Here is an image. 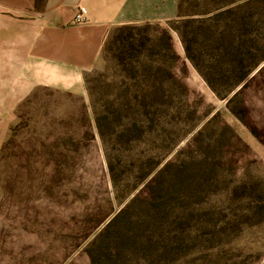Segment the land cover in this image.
<instances>
[{"label": "rangeland", "instance_id": "rangeland-1", "mask_svg": "<svg viewBox=\"0 0 264 264\" xmlns=\"http://www.w3.org/2000/svg\"><path fill=\"white\" fill-rule=\"evenodd\" d=\"M47 6L0 0V264H264V0H174L77 76L6 55Z\"/></svg>", "mask_w": 264, "mask_h": 264}, {"label": "crops", "instance_id": "crops-1", "mask_svg": "<svg viewBox=\"0 0 264 264\" xmlns=\"http://www.w3.org/2000/svg\"><path fill=\"white\" fill-rule=\"evenodd\" d=\"M77 6L87 10L86 25L63 27ZM47 11L49 33L44 30V41L38 43L36 53L26 43L20 52L9 49L6 55L26 64L35 57L38 71L47 66L51 76H77L97 65L102 39L111 26L168 20L174 14V0H48ZM50 34L59 35V40H51Z\"/></svg>", "mask_w": 264, "mask_h": 264}, {"label": "trees", "instance_id": "trees-1", "mask_svg": "<svg viewBox=\"0 0 264 264\" xmlns=\"http://www.w3.org/2000/svg\"><path fill=\"white\" fill-rule=\"evenodd\" d=\"M181 1V0H180ZM229 4H231L230 2L229 3H220V4H217V6L211 8V9H205V10H195L193 12V14H197L199 15L200 18H203L205 20L206 18H209L210 14L213 13V16H218L221 14V12L223 11H227L228 9H240L241 7H243V3H238L232 7L228 6ZM199 6V4H196ZM181 2L178 3V6H177V9H178V17L182 16L183 14L181 13ZM201 7V6H199ZM212 16V18H213ZM211 18V19H212ZM191 19V18H190ZM189 18H184V22H188L190 20ZM188 20V21H187ZM201 22V20H198ZM147 26V24L145 25ZM144 26V27H145ZM172 28H174L176 31L178 30L177 27L174 25V26H171ZM143 28V27H142ZM137 29H140L138 28L137 26H134V25H130V24H123V25H120L119 27H116L112 30V33H114L115 31H118V37H116V40H118L120 43L122 44H125L131 51H134L136 52L137 54L141 52V50L144 48L145 44L148 43L150 41V39L146 36H140V35H134L133 33V30H137ZM125 31V34L122 35V31ZM161 39L165 41V47L167 49L170 50V46H169V42H168V34L166 33V31H163L162 33V36H161ZM129 78L128 79H133L135 78V76H128ZM126 88V87H125ZM139 97L138 96H130L128 100H126L127 98H125V104L126 105H129V103H131V105H135L137 104L139 101H137ZM148 99V96L147 95H144L143 97V100H146ZM142 100V101H143ZM120 103H117L116 106H118ZM141 105H143V103H141ZM144 105H145V102H144ZM148 105L151 106L150 102L148 101ZM106 160H107V155L105 156ZM108 171L110 173V179L113 183V177H112V174H111V167L108 163ZM148 174V172H145L140 178H143L145 177L146 175ZM135 185V184H134Z\"/></svg>", "mask_w": 264, "mask_h": 264}, {"label": "built area", "instance_id": "built-area-1", "mask_svg": "<svg viewBox=\"0 0 264 264\" xmlns=\"http://www.w3.org/2000/svg\"><path fill=\"white\" fill-rule=\"evenodd\" d=\"M87 20V10L84 6H77L70 22L73 24H80Z\"/></svg>", "mask_w": 264, "mask_h": 264}]
</instances>
